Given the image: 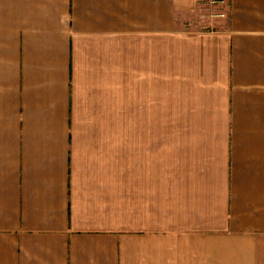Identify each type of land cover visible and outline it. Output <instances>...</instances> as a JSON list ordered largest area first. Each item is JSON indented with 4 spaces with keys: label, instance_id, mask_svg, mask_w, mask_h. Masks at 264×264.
Returning <instances> with one entry per match:
<instances>
[{
    "label": "crops",
    "instance_id": "1",
    "mask_svg": "<svg viewBox=\"0 0 264 264\" xmlns=\"http://www.w3.org/2000/svg\"><path fill=\"white\" fill-rule=\"evenodd\" d=\"M210 1L0 0V264H264V0Z\"/></svg>",
    "mask_w": 264,
    "mask_h": 264
},
{
    "label": "built area",
    "instance_id": "2",
    "mask_svg": "<svg viewBox=\"0 0 264 264\" xmlns=\"http://www.w3.org/2000/svg\"><path fill=\"white\" fill-rule=\"evenodd\" d=\"M221 1H218V0H211L210 1V5H216V4H220ZM212 16L214 17H220V18H224L226 15L224 13H217V14H213Z\"/></svg>",
    "mask_w": 264,
    "mask_h": 264
}]
</instances>
